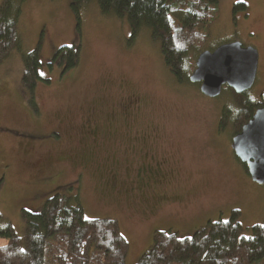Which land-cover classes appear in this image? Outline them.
<instances>
[{
    "label": "rangeland",
    "instance_id": "obj_1",
    "mask_svg": "<svg viewBox=\"0 0 264 264\" xmlns=\"http://www.w3.org/2000/svg\"><path fill=\"white\" fill-rule=\"evenodd\" d=\"M237 3L244 8L234 11ZM215 8L200 51L233 41L253 47L256 75L245 96L255 101L264 92V0H218ZM20 10L16 43L0 57V228L9 224L21 237L22 210L37 212L47 198L62 194L78 197L85 218L116 220L128 243L124 264L135 263L154 231L188 237L207 221L229 219L232 210L238 211L241 235H250V227L263 219L264 185L250 179L231 150L239 106L225 86L210 98L198 83H177L148 29L129 44L125 19L101 14L96 0L83 3L78 18L69 0H24ZM39 41L35 111L20 77L23 54ZM61 45H79L78 65L64 73L47 65ZM198 53L187 54V76ZM129 99H136L131 132L102 130L95 143L86 131L91 111L107 128L114 106ZM132 124L157 130L145 131L154 139L148 146L167 162L172 177L165 191L173 199L148 202L136 182L127 186L140 166L123 149L134 135ZM138 146L128 151L138 154ZM5 241L0 237V245Z\"/></svg>",
    "mask_w": 264,
    "mask_h": 264
},
{
    "label": "trees",
    "instance_id": "obj_2",
    "mask_svg": "<svg viewBox=\"0 0 264 264\" xmlns=\"http://www.w3.org/2000/svg\"><path fill=\"white\" fill-rule=\"evenodd\" d=\"M24 0L0 1V57L16 43V23ZM89 0H69V8L78 18L80 6ZM218 0H96L99 12L125 19L130 29L129 44L142 28L157 42L168 72L177 83L189 82L185 61L188 52H200L206 40L203 31L216 17ZM244 8L237 3L233 10ZM78 28V25H77ZM39 47L22 56L20 83L36 111L33 92L38 82ZM79 45H61L52 54L48 67L64 73L78 65ZM190 83V82H189ZM238 110L234 132L254 108L264 107V92L253 101L235 94ZM222 113L220 126L225 121ZM1 186V180H0ZM238 211L227 220L207 221L188 237L156 230L150 246L134 264H264V212L260 223L250 227V235H241ZM24 231L17 236L11 226L0 228V264H124L128 243L116 220L110 217L85 218L77 196L54 194L37 212L22 210Z\"/></svg>",
    "mask_w": 264,
    "mask_h": 264
},
{
    "label": "water",
    "instance_id": "obj_3",
    "mask_svg": "<svg viewBox=\"0 0 264 264\" xmlns=\"http://www.w3.org/2000/svg\"><path fill=\"white\" fill-rule=\"evenodd\" d=\"M257 59V52L251 46H242L237 41L222 43L213 50L198 53L188 80L199 83V92L210 98L219 95L224 85L241 94L254 83ZM230 147L235 157L247 165L250 179L264 185L263 106L231 138Z\"/></svg>",
    "mask_w": 264,
    "mask_h": 264
},
{
    "label": "flooded vegetation",
    "instance_id": "obj_4",
    "mask_svg": "<svg viewBox=\"0 0 264 264\" xmlns=\"http://www.w3.org/2000/svg\"><path fill=\"white\" fill-rule=\"evenodd\" d=\"M198 85H199V83H198ZM224 86H222V88ZM225 87H228V86H225ZM244 93L245 92H243V94ZM241 95H242V93H241ZM134 101H136V99L135 100L129 99L128 101L123 102L122 104L117 103V108H116V106H114L115 109L113 111H111V114L109 115V119L112 121L113 124H110V126H107V128H106V126H101L98 123L96 114H94L91 111V114H89L90 124H87L89 129H87L86 131L95 143L97 141L96 139L100 138V133L102 132V130H107V131H108V129H109V131H111L113 129L118 130L121 127L124 131H130L131 132V130L129 129V128H131V126H130L131 123H130L129 119L132 118L131 105L133 104ZM257 108L253 109L250 116L240 125L239 130L237 132H234L232 137L235 134H237L238 132H240L241 127L252 117L253 113L255 112V110ZM115 119H117V122L118 121L120 122V123H118L119 125L114 123ZM220 121H221V119H220ZM235 124H236V118L232 119V125L235 126ZM132 125H133L132 129L134 131V135L133 136H131V135L127 136V138L129 139L130 142L128 145H125V146L122 144L121 148L124 146L123 149L125 150V153H126L125 157L127 155L131 156L133 158L132 162L139 164L140 166H138L136 168V172L134 173V178L130 179L127 182V186L129 187V185H132V187H133L134 186L133 183L136 182L138 185L137 192L139 191L140 194L142 195V197L148 202L152 201V203L157 204L158 201H159V203H161L162 201H165V199H168V200L173 199L175 196H173L172 193L167 194L165 191V189H166L165 187H167L166 181L171 179V177H172V176H170L171 172L168 169H166L167 162L165 160H163L162 157L155 156L153 150H151L148 146L149 141L150 140L153 141L154 139L151 137L152 134H149L148 136H146L145 131L149 130V131L155 132L157 130L154 127H150V126H143V127H140L139 129H135L134 128L135 125L134 124H132ZM99 126H101V127H99ZM109 135H113V134L109 133ZM158 138H157V140H158ZM157 140H156V142H157ZM133 143H138V145H139L138 146L139 147L138 148V150H139L138 154H136L135 150L132 151V149L130 150V152L128 151L129 145L132 146ZM152 155L154 156V158L149 159ZM157 157H159L160 159H158ZM234 157H235V155H234ZM156 158L158 159V161L156 160ZM235 159L241 165L244 172L248 175L247 165L245 163L240 162L236 157H235ZM153 163L157 165V168L151 167L153 165ZM160 164H161V166H160ZM169 176H170V178H169ZM114 188H115V185H114ZM125 190L129 191L128 188H125ZM145 193L150 194L151 198L146 199L144 197ZM178 199H179V197H178Z\"/></svg>",
    "mask_w": 264,
    "mask_h": 264
}]
</instances>
